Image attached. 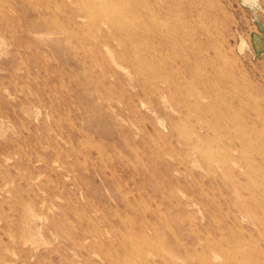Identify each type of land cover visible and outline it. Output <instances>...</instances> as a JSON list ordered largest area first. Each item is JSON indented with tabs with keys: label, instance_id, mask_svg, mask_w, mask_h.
Segmentation results:
<instances>
[{
	"label": "rangeland",
	"instance_id": "obj_1",
	"mask_svg": "<svg viewBox=\"0 0 264 264\" xmlns=\"http://www.w3.org/2000/svg\"><path fill=\"white\" fill-rule=\"evenodd\" d=\"M0 264H264V0H0Z\"/></svg>",
	"mask_w": 264,
	"mask_h": 264
},
{
	"label": "bare ground",
	"instance_id": "obj_2",
	"mask_svg": "<svg viewBox=\"0 0 264 264\" xmlns=\"http://www.w3.org/2000/svg\"><path fill=\"white\" fill-rule=\"evenodd\" d=\"M92 4V6H93V8H95V10L97 11V12H99V13H103V14H106V15H116L118 12H120L119 10H117V9H115V8H112V7H110V6H106L105 8H102V7H100V8H98L97 6V4H94V3H91ZM211 98V97H210ZM199 102V101H198ZM158 136V135H157ZM259 170V169H258ZM260 208L262 207V205L259 203V204H257ZM262 210V209H261ZM259 226L262 224V222L261 221H259L258 223H257Z\"/></svg>",
	"mask_w": 264,
	"mask_h": 264
}]
</instances>
